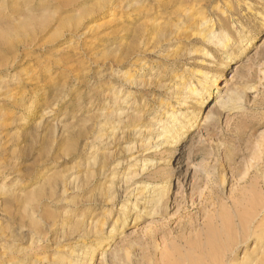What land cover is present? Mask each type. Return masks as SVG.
Segmentation results:
<instances>
[{"label": "rangeland", "instance_id": "374dc122", "mask_svg": "<svg viewBox=\"0 0 264 264\" xmlns=\"http://www.w3.org/2000/svg\"><path fill=\"white\" fill-rule=\"evenodd\" d=\"M226 261L264 264V0H0V264Z\"/></svg>", "mask_w": 264, "mask_h": 264}, {"label": "bare ground", "instance_id": "6f19581e", "mask_svg": "<svg viewBox=\"0 0 264 264\" xmlns=\"http://www.w3.org/2000/svg\"><path fill=\"white\" fill-rule=\"evenodd\" d=\"M215 82V81H214ZM238 101V100H237ZM175 126V125H174ZM185 133V132H184ZM143 171V170H142ZM127 183V182H126ZM169 191V185L168 186H164L163 188H162V190L160 191V195L159 196H153V197H151V199H150V201L151 202H153L154 204H158L160 201H161V199H162V197H163V192L165 193V192H168ZM155 192V191H154ZM227 256V255H226ZM227 261H229V260H227ZM226 261V262H227ZM224 264H231V263H229V262H227V263H224Z\"/></svg>", "mask_w": 264, "mask_h": 264}]
</instances>
